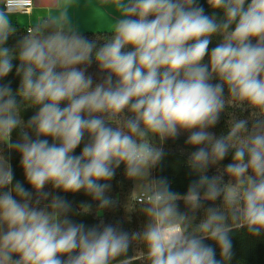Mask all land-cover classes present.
<instances>
[{"label":"clouds","instance_id":"clouds-1","mask_svg":"<svg viewBox=\"0 0 264 264\" xmlns=\"http://www.w3.org/2000/svg\"><path fill=\"white\" fill-rule=\"evenodd\" d=\"M207 4L211 14L199 0H85L89 39L79 0H0V145L19 154L31 188L0 148V264H230L234 230L264 236V0ZM13 70L15 90L4 82ZM185 133L197 179L180 194L152 171ZM121 165L140 230L75 222L71 201L53 194L83 191L101 216L118 203L109 192ZM91 211L82 202L75 214ZM133 245L142 250L129 256Z\"/></svg>","mask_w":264,"mask_h":264},{"label":"trees","instance_id":"trees-1","mask_svg":"<svg viewBox=\"0 0 264 264\" xmlns=\"http://www.w3.org/2000/svg\"><path fill=\"white\" fill-rule=\"evenodd\" d=\"M201 6L204 7L205 12L211 14V9L207 4V0H199ZM23 33V29H19L16 37L10 38L8 44L12 46L15 44L16 40ZM87 38H94V33L92 31L82 32ZM218 43L217 39H213L212 44L209 46V50ZM14 63H18L14 61ZM89 73L96 77L97 68L93 64L89 68ZM19 77L15 75V70L5 78L4 82L11 81V86L13 90L17 89L19 86ZM35 109H27L22 113V117L25 121L34 114ZM237 117H247L248 112H240L239 110L235 111ZM229 119L228 115L222 114L220 122L210 131L215 132L216 134H221L227 131V120ZM187 134H182L176 140H168L163 145L165 150V158L152 171V176L155 178L166 177L170 182V186L173 191L184 194L187 191L188 185L197 177L190 173V170L186 166V160L188 153L194 149L190 148L185 144ZM13 141L18 139L16 132L13 133ZM83 147V144L79 146L75 154H79ZM0 148L3 149L6 157L10 159L14 171L15 180H19L24 183L26 188L31 190L30 186L27 184L24 178L23 169L20 166V156L18 153L11 152L9 153L7 148L4 145H0ZM231 162V154L222 162L220 165L223 168L224 165ZM217 169L215 167L210 168L208 175L216 174ZM14 180V182H15ZM227 181V177H225ZM111 183V189L109 195L118 201L114 208L105 209L101 216L96 215L97 211V202L93 201L90 196H87L83 191L79 193H63L59 190L53 192L54 195H60L66 197L71 201L73 205V214L71 218L75 222H82L87 226H92L100 222L102 219L105 223H117L121 224V227L126 231L140 230L142 225L146 222V218L140 214L138 211L127 212L124 205L127 203L128 197L134 188V182L126 179L124 175L123 165L116 171V175ZM45 191H53L51 185L46 186ZM82 202H87L92 205L91 213L87 215H76L75 213L80 210V204ZM180 206V211H185L183 202H178ZM220 201L217 200L216 204H219ZM211 206L210 202H206V207ZM128 207L131 209V199L128 201ZM203 213H198V219L201 218ZM231 239L233 243V258L230 264H264V236L261 237H252L250 236L246 229L234 230L231 234ZM206 244H210L212 247L216 248L215 242L206 240ZM142 250V246L133 245L130 247L128 255L133 256L138 251ZM217 258L219 259V249L217 248ZM136 264H140V261L137 260Z\"/></svg>","mask_w":264,"mask_h":264},{"label":"crops","instance_id":"crops-1","mask_svg":"<svg viewBox=\"0 0 264 264\" xmlns=\"http://www.w3.org/2000/svg\"><path fill=\"white\" fill-rule=\"evenodd\" d=\"M96 0H90V3H95ZM85 0H79L80 6L74 10V18L78 25L80 26L81 32L85 31H91L87 26H86V20L88 17V12L84 7Z\"/></svg>","mask_w":264,"mask_h":264},{"label":"rangeland","instance_id":"rangeland-1","mask_svg":"<svg viewBox=\"0 0 264 264\" xmlns=\"http://www.w3.org/2000/svg\"><path fill=\"white\" fill-rule=\"evenodd\" d=\"M37 11H39V10H37ZM33 15H35L36 13L35 12H33L32 13ZM73 15H74V13H73ZM75 19V18H74ZM75 22H76V20H75ZM13 23H15V18H13ZM77 23V22H76ZM78 24V23H77Z\"/></svg>","mask_w":264,"mask_h":264}]
</instances>
